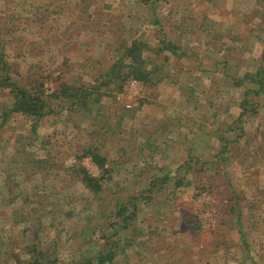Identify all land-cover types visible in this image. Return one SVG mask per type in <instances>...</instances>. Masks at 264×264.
Segmentation results:
<instances>
[{
  "label": "rangeland",
  "instance_id": "1",
  "mask_svg": "<svg viewBox=\"0 0 264 264\" xmlns=\"http://www.w3.org/2000/svg\"><path fill=\"white\" fill-rule=\"evenodd\" d=\"M263 55L264 0H0V74L74 87L42 119L0 89V264H264Z\"/></svg>",
  "mask_w": 264,
  "mask_h": 264
},
{
  "label": "trees",
  "instance_id": "2",
  "mask_svg": "<svg viewBox=\"0 0 264 264\" xmlns=\"http://www.w3.org/2000/svg\"><path fill=\"white\" fill-rule=\"evenodd\" d=\"M147 47L148 45L145 42L134 40L128 47L126 52L120 55L119 60L110 67L106 77L107 79L115 78L120 79L122 81V84L119 85L118 91L122 92L124 86L131 80H137L142 82L143 84H147L152 80L153 71L146 68V60L143 56L145 54L143 50ZM122 67H124L125 70L119 74V68L121 69ZM5 75L6 76L0 74V89H9L10 92L14 95V103L9 109V112L19 114L21 113L22 115L33 116L34 118L38 117L40 119L55 111L53 105L50 103V97L58 98L61 95H63L64 97H69L71 95V91L74 89V87L70 86L69 84L63 83L61 86V93L59 92L47 95L45 94V91L43 89L44 84L41 82L32 86L21 83L20 81L15 79L9 73V71L6 72ZM246 78H250L252 82L257 83L260 86L259 90L257 91L258 93H260L264 89V64L256 73H248L246 75ZM98 87H100V85H97V88ZM251 92L256 91L248 89L245 92V99L243 100V103L245 105V111L247 110L246 106L249 102V96ZM77 94L78 92L75 91L72 96L78 97ZM33 129L37 130V127L35 126ZM31 146H33V144H31ZM27 148L28 146L26 145V147L21 151V153L28 155L29 151H27ZM90 154L93 159L100 165V167L104 169L106 165V158H101L95 153ZM31 164L32 162H29V165ZM83 180L93 188H97L100 184L99 178L87 174L86 171ZM132 199L135 201L136 197H132ZM125 206L126 205L124 204L118 214L121 217V223L125 227H128L130 224L129 219H131L132 216H129V212L127 211V208ZM114 247L115 245H113L111 249L98 254L95 261L91 259H85L84 262H81L79 264H105L106 262H111L115 257ZM32 264L43 263L37 260L34 261Z\"/></svg>",
  "mask_w": 264,
  "mask_h": 264
},
{
  "label": "crops",
  "instance_id": "3",
  "mask_svg": "<svg viewBox=\"0 0 264 264\" xmlns=\"http://www.w3.org/2000/svg\"><path fill=\"white\" fill-rule=\"evenodd\" d=\"M17 114H19V113H17ZM20 115H22L21 113H20ZM45 117V116H44ZM42 119V118H41ZM12 125V124H11ZM38 130H40V128H37ZM20 132V130L19 129H17V128H14V130H13V132ZM41 133H43V132H45V129H43L42 128V131H40ZM18 134V133H17ZM27 151H29V149L27 150ZM14 154V153H13ZM12 158V157H11ZM14 161H16L15 159H14ZM14 161H13V159H11L10 161H9V164L7 163V164H5V165H3V166H5L6 168H11L12 166H13V164H14ZM22 162V161H21ZM25 161H23V163H24ZM24 165H26V164H24Z\"/></svg>",
  "mask_w": 264,
  "mask_h": 264
}]
</instances>
